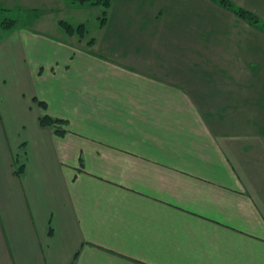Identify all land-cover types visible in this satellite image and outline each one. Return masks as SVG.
Returning <instances> with one entry per match:
<instances>
[{"label":"crops","instance_id":"crops-1","mask_svg":"<svg viewBox=\"0 0 264 264\" xmlns=\"http://www.w3.org/2000/svg\"><path fill=\"white\" fill-rule=\"evenodd\" d=\"M177 1L243 21L212 0H113L96 12L109 41L85 42L64 23L88 32L99 4L0 0L33 12L0 22V264H264V52L196 23L164 56L152 36L165 13L186 27Z\"/></svg>","mask_w":264,"mask_h":264},{"label":"rangeland","instance_id":"rangeland-1","mask_svg":"<svg viewBox=\"0 0 264 264\" xmlns=\"http://www.w3.org/2000/svg\"><path fill=\"white\" fill-rule=\"evenodd\" d=\"M230 1L233 3V5L235 7L240 8L237 4H235L238 2H235L232 0H230ZM149 2H150L149 4H151L150 5L151 8L153 10H154V8H156V11L158 13L161 10V6H162V5L160 6L161 2H162V4L163 3L166 4V3H170V2L173 3V2H175V0H149ZM188 2H189V0H188ZM251 2L253 3V6H255V8L251 6L253 9H255V11H251V10H249V11L252 12L253 14L257 15L259 17L261 23H264V0H250V5H251ZM182 3L187 4L186 0H183ZM211 3H212V5L219 6L220 9L226 10V12L229 11L226 8L222 7L217 2L214 3L213 1H211ZM122 4H124V3H122ZM178 4H181V3L179 1H177L174 4L173 9H178L179 12L187 11V9L185 7L184 8L178 7L177 6ZM141 6H142V9H144L143 3H141ZM208 6L211 7L210 4H208ZM188 7H189V10L187 12H185V15H187V16H183V19L186 20V22H187L185 28L184 27L182 28V26H181L183 24L180 23V20H179L180 17L171 16L170 13H165L164 14V24L166 25V28L164 27V30H166L167 32H158L156 36H152L154 38L158 37L159 40L162 39V41L165 42L164 43V45H165L164 56H168V55L175 56L173 53L176 51L175 48L180 45L179 42H181V40H185V41L191 40L190 35L187 32V29L189 27H193V25H195L196 23L197 24L199 23V25L201 27H205V25L210 26V24H212V23L214 26H217L219 24V25H222L223 28L227 27L228 28L227 32L225 31V33H224L225 38L227 36V38L232 39V36L235 34L236 39L243 44L244 43H251V42H255V43L257 42L258 44H261L260 52L261 53L264 52V31H263V28L261 27V25L258 26L257 24H250L249 22H246L244 20H243L244 22L243 21L240 22L239 19L232 17V15H229L228 13H225L222 10L219 11L220 14L217 15V11H215L211 8H209L210 11L208 10L207 16L200 17L199 21H198V19L195 20L194 17L192 16V14L194 13L193 9L190 7V5ZM105 9L106 8L103 6H98V7H95L93 12H84V11L82 12V14L84 15L85 21L87 20V22H88V26H87L88 32L85 33V38H86L85 42L86 41L89 42L94 38H97V40L99 42H102V43H104L105 40H107V42L109 41V38L105 39L106 32H104L102 30L103 29L101 26V24H102L101 19L102 18L98 19V16L96 15V12H98L100 16H103V13L106 11ZM90 10H92V8ZM231 12H233V11H231ZM3 14L4 15H0V19H2V20H0V22H5L7 20L13 19L14 21L20 23L19 27H21L24 24V22H26V25H27L28 20H30L33 17V12L29 14L27 11H23V12L12 11V12H9V14L8 13H3ZM27 14L29 15V17ZM125 14H128V11H122L121 12L122 16ZM56 16H57V18H60V14H57ZM62 19H66V21H68L72 24L74 23L76 25H79L80 21H83L80 13H78L76 11H71V10H68V13L65 16H63ZM118 20H120V19H118ZM177 22H179V26L176 25ZM205 23H207V24H205ZM246 25L249 26V28H247ZM249 29L252 31H250ZM137 35H139V37H141V38L149 36L148 34H145V33L144 34H138V33H136V34H134V33L119 34L118 33L117 34V40H118V36H119L121 38L122 37H124V38L129 37L130 38L129 40L132 41L133 38H135V39L137 38ZM207 36L209 38L204 37V40L208 39V40L218 41L216 38L212 39L213 34H209ZM234 39H235V37H234ZM214 50L219 51V49L217 47ZM243 52H247V51L245 49H242V53Z\"/></svg>","mask_w":264,"mask_h":264},{"label":"trees","instance_id":"trees-1","mask_svg":"<svg viewBox=\"0 0 264 264\" xmlns=\"http://www.w3.org/2000/svg\"><path fill=\"white\" fill-rule=\"evenodd\" d=\"M74 1H79V2H90L93 4H99L103 7H105L106 9L110 7L111 3L113 0H74ZM214 2L219 3L222 7L231 10L235 13V15H237L238 18L249 22L250 24H257L258 26L261 25V27L263 28L264 31V23H261L259 17L255 14H253L252 12L243 9V8H238L235 7L233 5V3L230 0H212ZM5 27H19L20 23L16 22L14 20H7L4 22L3 24ZM64 27L65 29H67L69 35H78L80 38H85V33L86 30L84 28V26H80V27H73L70 24H66L64 23ZM40 105L43 108H46V103L45 102H40ZM40 122L43 126H48V127H52L54 129L55 132H57L58 134H64L65 131L62 130L60 127V124L64 122V120L62 119H58V118H53L50 115H44L41 119ZM24 164L21 165V167H19L15 173L18 176H22V174L24 173Z\"/></svg>","mask_w":264,"mask_h":264}]
</instances>
